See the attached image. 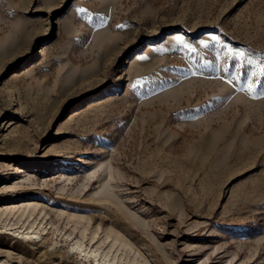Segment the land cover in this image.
I'll return each instance as SVG.
<instances>
[{
    "label": "rangeland",
    "instance_id": "1",
    "mask_svg": "<svg viewBox=\"0 0 264 264\" xmlns=\"http://www.w3.org/2000/svg\"><path fill=\"white\" fill-rule=\"evenodd\" d=\"M261 68L264 0H0V264H264Z\"/></svg>",
    "mask_w": 264,
    "mask_h": 264
},
{
    "label": "bare ground",
    "instance_id": "2",
    "mask_svg": "<svg viewBox=\"0 0 264 264\" xmlns=\"http://www.w3.org/2000/svg\"><path fill=\"white\" fill-rule=\"evenodd\" d=\"M106 186V185H105ZM102 196L109 198L110 196H113V193L108 187H104L102 190ZM38 204L36 203H30V202H24L20 206L16 205H8L5 208L0 209V223L2 221V215L5 216V220L9 222L10 226H14L16 229L17 224L22 222L23 220H32L34 221L32 224H30L28 231H18V235H21V237L25 239H33V238H41V231H44V229L39 230L34 227L36 222L35 217V211L37 210ZM15 218L17 221L16 223L13 222L11 224V221H9V217ZM4 221V220H3ZM18 229V228H17ZM43 234V233H42ZM100 248L96 247L94 249L85 247L80 241H76L71 246V252L73 253H80L85 257V259L89 260L93 258L97 264H118L114 259L109 258V252H100Z\"/></svg>",
    "mask_w": 264,
    "mask_h": 264
},
{
    "label": "snow or ice",
    "instance_id": "3",
    "mask_svg": "<svg viewBox=\"0 0 264 264\" xmlns=\"http://www.w3.org/2000/svg\"><path fill=\"white\" fill-rule=\"evenodd\" d=\"M214 39H215V37H214ZM201 44H203V41H201ZM185 47H190V45H185ZM229 52L230 53L233 52V49H229ZM236 55L242 57L243 53L242 52H237ZM249 62L251 63V61H249ZM261 74L264 75V68H261Z\"/></svg>",
    "mask_w": 264,
    "mask_h": 264
}]
</instances>
